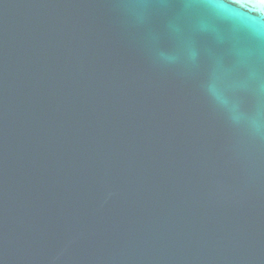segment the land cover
Wrapping results in <instances>:
<instances>
[{
	"label": "water",
	"instance_id": "water-1",
	"mask_svg": "<svg viewBox=\"0 0 264 264\" xmlns=\"http://www.w3.org/2000/svg\"><path fill=\"white\" fill-rule=\"evenodd\" d=\"M0 0V264H264V0Z\"/></svg>",
	"mask_w": 264,
	"mask_h": 264
},
{
	"label": "snow or ice",
	"instance_id": "snow-or-ice-1",
	"mask_svg": "<svg viewBox=\"0 0 264 264\" xmlns=\"http://www.w3.org/2000/svg\"><path fill=\"white\" fill-rule=\"evenodd\" d=\"M197 2L212 8V9H218V8H223L224 6L219 4L217 0H197ZM168 6L174 7L177 6L180 3V0H166L165 2Z\"/></svg>",
	"mask_w": 264,
	"mask_h": 264
}]
</instances>
